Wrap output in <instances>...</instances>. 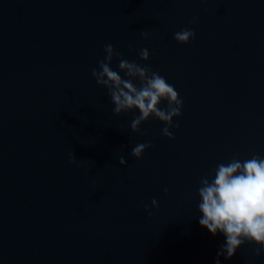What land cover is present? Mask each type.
<instances>
[{"label": "water", "instance_id": "water-1", "mask_svg": "<svg viewBox=\"0 0 264 264\" xmlns=\"http://www.w3.org/2000/svg\"><path fill=\"white\" fill-rule=\"evenodd\" d=\"M109 43L179 92L175 139L158 119L132 131L138 109L113 113L91 74ZM257 154L264 0H0V264H216L225 237L199 224L200 179ZM256 247L221 264H264Z\"/></svg>", "mask_w": 264, "mask_h": 264}, {"label": "clouds", "instance_id": "clouds-1", "mask_svg": "<svg viewBox=\"0 0 264 264\" xmlns=\"http://www.w3.org/2000/svg\"><path fill=\"white\" fill-rule=\"evenodd\" d=\"M198 19L193 17L189 24L197 23ZM140 35L148 39L151 33L142 30ZM195 37L196 32L190 27L174 33V39L182 44L191 42ZM128 47L131 49L133 46L129 44ZM104 52L106 55L98 61L99 67L93 68L91 74L98 85L107 89L114 104L113 113L120 115L138 109L139 114L130 122L132 131L139 133L144 122L158 119L166 124L162 134L175 139L170 129L180 127L179 123L174 122V117L182 116L184 107V101L175 87L150 66L125 59L113 44H106ZM139 56L142 60H149L150 51L147 48L140 49ZM117 58L118 67L127 79L111 67L113 60ZM164 102L166 107L162 108L160 105ZM123 147L126 146L121 148ZM150 147L151 143L136 144L131 155L142 158ZM69 158L72 163H78L73 152L69 153ZM119 163L127 165L128 161L120 156ZM213 173L200 179V187L197 189L200 200L197 207L202 213L199 224L213 235L219 233L225 237V242L217 252L216 264H221L220 256L231 259L246 242L258 245L255 248L256 256L264 254V157L257 154L241 161L234 156L227 163H219ZM164 191L167 193L168 189L165 188ZM152 205L159 208V202L155 198ZM145 207L151 218L154 213L147 205Z\"/></svg>", "mask_w": 264, "mask_h": 264}]
</instances>
